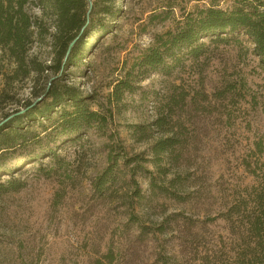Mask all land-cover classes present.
Segmentation results:
<instances>
[{
  "label": "trees",
  "instance_id": "obj_1",
  "mask_svg": "<svg viewBox=\"0 0 264 264\" xmlns=\"http://www.w3.org/2000/svg\"><path fill=\"white\" fill-rule=\"evenodd\" d=\"M118 1L0 0V58L15 65L11 79L53 75L40 96L0 120V177H8L0 197L25 188L15 177L32 163L43 180L74 188L60 155L94 147L100 163L85 178L80 212L70 214L74 260L62 264H264V145L248 120L264 110V0H234L228 9L206 0L190 12L160 7L147 23L167 29L129 52L122 76L98 102L65 77L70 68L90 71L100 38L121 15ZM32 3L40 16L28 13ZM43 39L52 50L45 68L28 57ZM186 71L195 85L178 78L162 93L142 86L154 74ZM134 96L154 116L123 126V137L113 116ZM209 134L217 180L227 187L219 186L213 213L190 215L201 200L196 147ZM209 224L224 237L201 248L198 232Z\"/></svg>",
  "mask_w": 264,
  "mask_h": 264
},
{
  "label": "rangeland",
  "instance_id": "obj_2",
  "mask_svg": "<svg viewBox=\"0 0 264 264\" xmlns=\"http://www.w3.org/2000/svg\"><path fill=\"white\" fill-rule=\"evenodd\" d=\"M206 0H119L117 6L122 10L114 25L99 40V46L94 57L90 59V71L78 73L70 68L65 80L76 86L85 95H92L98 102H103L108 96V88L114 80L122 76L124 61L129 59V52L143 49L151 44L154 34L163 33L168 24L150 26L148 15L157 12L167 4L181 6L186 12L201 6ZM222 9L232 6L234 0H214ZM31 16H40V10L35 3L27 7ZM45 28H48L46 24ZM86 40V39H85ZM89 44L91 40H86ZM28 57L33 58L42 68L51 66L52 50L46 39L33 43ZM86 61V60H85ZM14 64L6 56L0 58V120L8 113L19 110L28 102L40 96L53 76L49 71L31 73L29 76H14ZM174 73L169 79L154 74L142 83L147 89L165 92L171 83L180 84L197 80ZM8 77V78H7ZM179 78L180 81L177 79ZM256 82H258L256 80ZM208 84V81L206 82ZM207 93L211 90L207 87ZM263 93L259 88L256 95ZM39 99V98H38ZM260 100V99H259ZM122 110L115 113L113 122L115 128L125 137L123 126L145 122L154 116L150 105L145 106L138 96L129 98ZM264 102V101H263ZM253 127L254 136L264 145V110L259 109L248 116ZM208 140L197 144L198 167L196 170L197 184L200 187L201 200L197 211L187 210L190 215L211 214L217 206V192L223 183L217 180L218 157L214 152V137L208 135ZM140 149L141 147H137ZM80 155H77L79 154ZM70 163L69 173L75 187L61 185L58 181L47 182L38 177L40 165L25 164L15 178L25 182V188L19 193H11L0 197V264H62L74 260V223L70 214L79 213L80 206L85 202L87 186L85 178L95 172L100 157L94 147H85L82 151L68 150L61 153ZM43 167H51L46 161ZM52 168V167H51ZM7 176L0 177V184L7 182ZM66 189V190H64ZM57 193L60 194L57 197ZM203 217V215H202ZM201 217V218H202ZM195 234H197L195 232ZM220 225H205L199 232L201 248L213 246L224 237ZM188 237L182 238V244H189ZM224 244L226 242L224 241ZM181 248V247H180ZM219 264V263H216Z\"/></svg>",
  "mask_w": 264,
  "mask_h": 264
}]
</instances>
